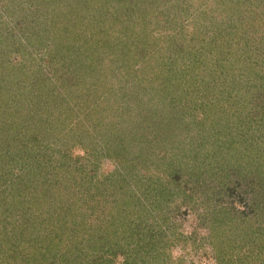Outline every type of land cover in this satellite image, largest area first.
Returning a JSON list of instances; mask_svg holds the SVG:
<instances>
[{
	"label": "rangeland",
	"instance_id": "rangeland-1",
	"mask_svg": "<svg viewBox=\"0 0 264 264\" xmlns=\"http://www.w3.org/2000/svg\"><path fill=\"white\" fill-rule=\"evenodd\" d=\"M0 264H264V0H0Z\"/></svg>",
	"mask_w": 264,
	"mask_h": 264
},
{
	"label": "trees",
	"instance_id": "trees-1",
	"mask_svg": "<svg viewBox=\"0 0 264 264\" xmlns=\"http://www.w3.org/2000/svg\"><path fill=\"white\" fill-rule=\"evenodd\" d=\"M72 225H73V224H72ZM72 225H71L70 227H72ZM74 226H75V228L78 227L77 224H75V223H74ZM71 233H72V232H71ZM76 233H77V232H75V234L72 235V238H75V237H76ZM84 239H85V238H84Z\"/></svg>",
	"mask_w": 264,
	"mask_h": 264
}]
</instances>
